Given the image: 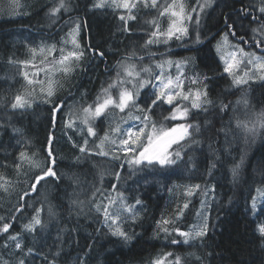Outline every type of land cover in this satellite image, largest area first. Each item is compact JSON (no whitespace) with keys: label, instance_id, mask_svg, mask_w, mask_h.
Masks as SVG:
<instances>
[{"label":"trees","instance_id":"16d2710c","mask_svg":"<svg viewBox=\"0 0 264 264\" xmlns=\"http://www.w3.org/2000/svg\"><path fill=\"white\" fill-rule=\"evenodd\" d=\"M6 1L0 0V101L5 97L11 98L18 92H25L29 88L37 90L39 85H28L23 74L25 72L29 74L31 65L46 67L48 61L58 59L61 55L59 49L64 48L65 54L71 49L65 43V40L69 42V37L64 21L69 15L86 25L78 37L82 46L91 45L102 50L105 57L87 59L83 68H76L67 79L56 74L55 78L64 85L63 88L57 87V96L66 105L64 112L74 107V103H85L86 99L92 104L101 91V85L106 86V82L115 76L117 62L133 48L138 53H142L145 60L184 61L186 63L184 76L188 77V80L194 75L201 78L207 75L209 80L202 83L208 85L213 99L228 95V99L234 101L240 94L239 89L229 88L231 78L223 73L224 65L216 52L215 45L219 39L217 33L224 27L223 17L230 15L235 19V9H239L241 3L247 0H214L212 7L206 9L203 14L201 33L211 37L204 39L203 43L195 44L191 39L183 42L172 40L167 45H152L148 50L142 48L144 40L148 38L142 29L148 28L144 20L151 17H146L143 11L139 13L140 20L132 22L135 27L133 34L129 35L120 31L122 22L111 10L103 13L100 10L95 12L89 10L90 0H70L73 5L72 11L63 14L58 24H52L47 16L48 9L57 0H20L22 8H16L13 0L5 8ZM189 3L192 8L197 4V0ZM200 3H203V0H200ZM160 23L161 27H167L166 18H162ZM246 32L247 25L238 31V35H244ZM239 43L245 49L261 55L260 50L254 46L242 41ZM53 44L56 46L53 54L49 55L47 51L39 52V47L47 49ZM32 48L37 49L35 56L31 52ZM150 52H154L155 55L150 56ZM45 57L47 59L42 64L41 60ZM10 58H14L17 62L30 61V63L10 64L8 62ZM112 68L114 70L110 71L109 69ZM107 69L109 72H106ZM157 69L155 68L154 72H157ZM245 88L249 90L250 98L256 103V108H264V84L255 81ZM230 92H235V95L229 94ZM34 95L39 101L40 95L36 92ZM144 96L145 92L141 95V102ZM179 103L185 104L186 101ZM49 108L50 105L34 103L27 115L22 118L13 117L7 129H0V145H3L0 148V164L5 162L8 164L6 169L0 170L5 171L14 185L10 195L0 192V216H12L19 197L23 190L28 188L30 177H18L12 168L13 159L18 155L17 149H30L29 154L34 152L38 159L43 160L46 156L47 139L52 134L53 146L59 157L57 167L60 173H67L75 156L79 155L78 149L72 147L65 136L63 120L58 117L56 126H52ZM162 108L166 110L168 105H163ZM155 111L154 119L157 124L169 121L162 119L160 110ZM2 113L3 108L0 107V115ZM164 114L167 115V112L165 111ZM198 118L202 119L203 114ZM172 124L173 122L170 123ZM13 125L21 130V136H14ZM97 125L98 136H103L104 130L100 129L102 123L99 121ZM108 129L109 127L106 130ZM73 138L78 143H82L81 135L73 134ZM88 139L91 147V141L95 138ZM108 147L112 146L108 145ZM182 155L183 159L168 168H161L158 165L130 168L122 160L113 162L108 158L92 157L91 160L96 162V166L91 172L88 171L92 168L91 164L72 169L86 174L88 188L96 183L97 187L106 189L114 196L115 193L110 186L117 184L119 190L124 193L127 203L134 204L136 198L143 202L142 205L134 208L138 214L136 222L132 223L129 219L123 223L130 233L134 231L137 234L130 244H123L113 237L104 235L107 229L101 227L97 222L99 217L94 211L89 212L88 208L79 215L76 212L69 215L68 200L64 197V190L68 185L65 179L60 182L59 190L56 182H53L41 187L39 195L32 194L27 198L29 205L37 208L43 205L44 212L41 215L45 226L42 230H37L39 235L27 240L25 250L27 247H43L45 253L52 255L61 249L57 264H77L78 260H83L85 264H151L154 259L163 257L167 252L183 257L186 264H264V241L256 231V225L264 222V214L253 217L249 211L251 197L257 198L259 206L261 202L258 198L264 193V138L257 137L247 148L241 176L236 182L231 178L230 168L234 161L238 162L240 159L241 152L238 147L233 146L231 155L224 156L223 164L218 166L211 177L206 175L211 160L207 143L190 148ZM121 163L123 168L115 167ZM101 171L105 173L102 182L98 175ZM115 171L121 173L119 182L114 178ZM195 184L201 185V191L192 196L185 195L187 187ZM205 184L209 187L215 185V192H208L205 195ZM258 188L261 192L256 191ZM45 194L48 195V200L44 199ZM202 201L206 202L209 210V223L215 225L209 233L210 238H206L202 245L193 247L183 244L173 245L168 241L175 236L174 233L167 238L160 233V238H155L157 221L174 217L177 208H182L185 202H188L189 207L183 209V215L176 222L175 227L187 230L195 224L198 218L196 213L201 211ZM50 205L56 211L53 217L47 214ZM32 212V207H28L22 215L16 214L18 218L13 226L16 231H19ZM98 228L101 229L99 236L96 232ZM58 236L60 239L57 238ZM175 238L181 239L178 236ZM0 258L9 259L15 264V257L2 247H0ZM27 259L29 264H41L39 258L33 259L29 256Z\"/></svg>","mask_w":264,"mask_h":264},{"label":"snow or ice","instance_id":"6c2138e0","mask_svg":"<svg viewBox=\"0 0 264 264\" xmlns=\"http://www.w3.org/2000/svg\"><path fill=\"white\" fill-rule=\"evenodd\" d=\"M16 8H22L20 0H13ZM214 0H197V7L190 10L186 8L184 0H90L91 8L95 12L100 10L102 13L111 10L116 18L121 21L120 31L129 35L133 34L135 25L132 22L140 20L139 13L144 12L146 17L144 24L148 25L146 32L147 39L144 40L142 48L148 50L150 46L157 44H169L176 40L183 42L191 39L195 44H201L204 39H210L207 34L201 33L203 14L206 9L212 7ZM73 5L70 0H57V2L48 9L47 16L52 24H58L63 14L70 13ZM155 13V15H153ZM21 14V13H17ZM162 18L167 19V27H161ZM67 26V36L70 37L71 49L65 54V49H59L61 55L58 59L48 61L44 71L48 77L46 80H38V72L29 74L25 72L24 78L28 85L39 83L40 100H36L35 88H29L25 92H18L11 98L5 97L0 101V107L3 113L0 115V129H7L13 117H24L34 103H43L50 105L49 113L51 124L56 126L58 117L63 120L65 136L72 147L78 149L79 155L75 156L67 173L58 171L59 157L53 146L54 136L49 135L46 144V156L43 160L38 159L36 153H30L29 150L17 149L18 155L14 157L12 168L17 176H28V188L23 190L15 205L13 215L10 217L0 216V247L15 257V264H29L27 257L33 259L39 258L41 264H57V258L61 255V249L54 254L49 255L43 251V247H27L26 242L30 237L39 235L38 229L44 228L42 213L43 205L37 208L29 205L27 198L32 194L39 195V189L45 184L56 182L57 190L63 180L68 181L67 188L64 190V197L68 200V212L71 215L76 212L77 215L88 208L89 212H95L99 217L97 221L101 227L107 229L106 236L115 238L123 244H130L137 234L129 232L123 223L129 219L132 223L136 222L137 213L135 206L142 205L143 202L136 198L134 204L127 203L124 193L121 192L117 184H112L110 192L102 187H97L93 183L90 188L86 186V174L72 169H79L82 165L91 164V172L95 168L96 162L92 157L108 158L111 161L122 160L129 167L136 166H160L168 168L175 165L178 160L183 159L182 153L195 146H201L207 143L211 160L206 169V175L213 176L214 171L219 165L223 164L224 156L231 155L233 146L239 148L241 156L238 162H233L230 168V174L233 182H236L241 176L244 165V157L247 148L255 142L257 137L264 138V108L257 110L255 103L250 98L249 90L245 88L251 82L257 79L264 84V0H247L242 2L239 9H235V19L230 15L223 17V29L217 33L219 39L215 45L216 52L220 55L223 62V73L231 78L230 89H239L240 94L233 100L228 99V95H222L213 99L208 85L202 81L209 80L207 75L202 78L193 76L191 83L201 85L196 89L183 88L184 76L181 70L184 61L174 62L165 60L157 62L155 68L160 72H154L152 66L143 63L138 64L135 61L143 62L145 57L142 53L133 48L115 65V76L106 82V86L101 85V91L92 104L81 103L78 107H70L64 112L65 102L57 96V87L63 88L59 80L55 79L56 74L61 78L67 79L76 68H83L87 59L99 57L103 59L105 53L91 45L84 47L78 40V37L85 24L78 22L71 15L64 21ZM247 25V32L244 35H238V31ZM250 33L251 35H248ZM250 44L259 49L261 55L256 52L245 51L239 42ZM65 43H68L65 40ZM231 48V52L224 55L225 50ZM47 51L49 55L56 51V46L50 45L40 47L39 52ZM31 52L35 56L37 49L32 48ZM154 56V52L149 53ZM47 57L41 60L43 64ZM12 63L29 64L30 61H15L10 58ZM192 62V61H188ZM175 66L178 69V75L175 80L171 76H165L163 69L167 64ZM240 64H246L242 73H240ZM35 67V65H33ZM51 74V75H50ZM151 88V94L145 93L141 102V92ZM115 90V94L113 93ZM229 94L235 95V92ZM179 101H188V104H181ZM163 105H168L165 110ZM133 110L142 115H133ZM160 110L163 120L176 121L183 123L165 128L156 125L154 117L156 111ZM167 112V115L164 112ZM114 114H123L119 116V121H113L109 129L104 131L103 136H98L97 121L103 123L101 118L107 119ZM203 114V118H198ZM66 117V118H65ZM129 120L138 121L140 125L122 128L123 123ZM150 131L146 132V129ZM14 136H21V130L12 126ZM73 134L81 135L82 143H78L73 138ZM89 137L95 138L89 146ZM98 141V142H97ZM221 141L223 144L221 145ZM21 141H18V143ZM108 145L112 147L109 148ZM176 145L175 149L173 146ZM221 145L220 147H216ZM242 145V146H241ZM3 145H0L2 148ZM25 147L27 144L25 142ZM27 166V168H25ZM8 164H0V169H6ZM123 168V163L115 165ZM193 167L195 165L193 164ZM104 172L98 173L102 182ZM117 182L121 180V173H113ZM132 173H130V176ZM13 181L8 177L5 171L0 170V192L10 195L13 189ZM201 191V185L195 184L188 186L185 195L192 196ZM257 192H261L258 188ZM215 192V185L211 187L204 185V194ZM83 197V198H82ZM45 200L48 195L45 194ZM261 204L258 206L257 198L251 197L250 214L257 217L258 214H264V193L261 194ZM32 207L33 212L28 220L22 224L19 231L14 229L17 220V213L23 214L24 211ZM189 207L188 202L183 203L182 208L178 207L174 217L162 218L157 221L155 238H160V233L164 237L175 236L168 242L177 245L183 244L189 247L202 245L209 237L210 231L215 227L209 223L208 214L203 211L196 213L199 223L193 224L187 230H181L175 227L176 222L182 217L183 209ZM206 207L204 201L201 202V209ZM127 215H124V214ZM47 214L50 217L56 215L54 207H48ZM95 218V217H94ZM262 241H264V222L256 225ZM100 235L101 229L96 230ZM60 239V237H57ZM200 260L201 258H197ZM0 264H12V261L6 258H0ZM77 264H85L83 260H78ZM151 264H186L183 257L167 252L163 257L154 259Z\"/></svg>","mask_w":264,"mask_h":264},{"label":"rangeland","instance_id":"374dc122","mask_svg":"<svg viewBox=\"0 0 264 264\" xmlns=\"http://www.w3.org/2000/svg\"><path fill=\"white\" fill-rule=\"evenodd\" d=\"M189 1H192V0H189ZM189 1L188 0H184V3H185V6H186V8L187 9H191V5H190V3H189ZM9 2H12V0H7L6 1V3H4V7L5 8H7L6 6H8V3ZM197 5V4H196ZM196 5L195 6H193V7H196ZM192 7V8H193ZM78 40H79V38H78ZM80 42V41H79ZM81 43V42H80ZM68 47H72V45H71V43H70V37H69V42L66 44ZM82 45V44H81ZM241 46V45H240ZM242 47V46H241ZM40 48V47H39ZM38 48V49H39ZM245 49V48H244ZM233 49H231V48H228V49H226L225 50V53H224V55L225 56H227V54L229 53V52H231ZM245 51H250V50H247V49H245ZM252 52V51H251ZM257 55H260V54H257ZM220 56V55H219ZM163 61H165V60H163ZM163 61H161V62H163ZM137 64H138V66H139V64H141V63H143V64H145V65H150V66H152V68H153V71H155V64L157 63V60H150V59H148V60H145L144 59V61L143 62H140V61H135ZM185 67H186V63H184L183 65H182V68H181V70L183 71V73L185 74ZM246 67H248L246 64H240L239 65V68H240V73H242L243 72V70L246 68ZM43 68H45V67H42V66H33V65H31V67H30V72H29V77L31 78V76H32V74L33 73H35V72H38L39 73V75H38V77H37V79L38 80H46L48 77L45 75V72L44 71H40V69H43ZM110 71H112V70H114L113 68L112 69H109ZM157 71V73L158 72H160L161 70L160 69H157L156 70ZM163 72H164V74H165V76H171L172 78H173V80H175V77L178 75V69H177V67L175 66V64H173L172 66H169V65H167V64H165L164 65V69H163ZM51 75V74H50ZM56 76V75H55ZM55 78V77H54ZM188 78V77H187ZM183 79V88H184V91L185 92H187L188 91V89H196V88H198V87H201L200 85H196V84H192L191 83V78L188 80V79ZM56 79V78H55ZM57 80H59L58 78H57ZM256 81H259L258 79L256 80ZM34 85H39V86H37V90H35V92H36V94L37 95H39V92H40V87H41V85L39 84V83H36V84H34ZM189 87V88H188ZM143 92H145V93H148V94H151V92H152V89L151 88H146V89H144L142 92H141V95H142V93ZM113 93L115 94V90H113ZM85 103L86 104H90L91 102L90 101H88L87 99H86V101H85ZM80 104V103H79ZM79 104H76V103H74V107H78L79 106ZM185 104H188V102L186 101V103ZM255 105H256V103H255ZM257 110H259V109H257ZM133 115H140V113H138V112H136L135 110H133V113H132ZM121 114H114V115H112V116H109L107 119H104L103 118V123H102V125L100 126V129H103L104 131H106V129L109 127V125L113 122V121H119V116H120ZM102 119V118H101ZM171 122H173V124L172 125H170V123ZM175 122V123H174ZM97 124H99V121H97L96 122ZM105 123V124H104ZM180 123H183V121H180V120H176V121H171V120H169L168 122H165V121H163V122H161V123H159V124H157L156 123V125H157V127L159 128L161 125H163L165 128H167V127H171V126H175V125H177V124H180ZM121 124H122V128L123 129H126V128H128L130 125L131 126H136V127H139V126H142V125H140L139 124V122L138 121H133V120H129L128 121V123H123V122H121ZM107 125H108V127H107ZM102 127V128H101ZM102 130V131H103ZM104 131L102 132V133H104ZM147 131H150V128L149 129H146V132ZM98 142V141H97ZM257 142H259V141H257ZM111 146V145H110ZM176 147V145H174L173 146V149ZM188 188V187H187ZM258 200L261 202V199H260V197L258 198ZM206 203V202H205ZM201 208V207H200ZM201 211H203V212H205V213H207L208 214V217H209V210L207 209V204H206V207L204 208V209H201ZM197 223H199V218H197V221H196V223L195 224H197Z\"/></svg>","mask_w":264,"mask_h":264},{"label":"flooded vegetation","instance_id":"af4514ba","mask_svg":"<svg viewBox=\"0 0 264 264\" xmlns=\"http://www.w3.org/2000/svg\"><path fill=\"white\" fill-rule=\"evenodd\" d=\"M89 46V45H88ZM114 68V67H113ZM106 72H109V70L107 69Z\"/></svg>","mask_w":264,"mask_h":264},{"label":"water","instance_id":"95a60500","mask_svg":"<svg viewBox=\"0 0 264 264\" xmlns=\"http://www.w3.org/2000/svg\"><path fill=\"white\" fill-rule=\"evenodd\" d=\"M104 59V58H103Z\"/></svg>","mask_w":264,"mask_h":264}]
</instances>
